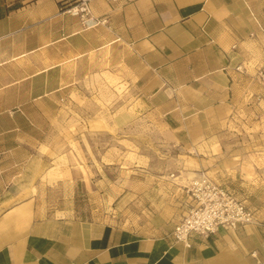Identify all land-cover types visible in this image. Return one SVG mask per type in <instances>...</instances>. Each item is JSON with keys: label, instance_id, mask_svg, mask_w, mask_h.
I'll list each match as a JSON object with an SVG mask.
<instances>
[{"label": "crops", "instance_id": "crops-1", "mask_svg": "<svg viewBox=\"0 0 264 264\" xmlns=\"http://www.w3.org/2000/svg\"><path fill=\"white\" fill-rule=\"evenodd\" d=\"M76 1L0 0V264H264L263 207L251 201L264 183H235L236 165L218 173L251 194L255 221L192 233L186 246L172 231L196 170L167 187L130 180L144 199L125 221L58 213L29 170L39 141L28 131L62 108L84 66L100 64L137 90L174 144L210 143L237 120L263 127L264 0H88L89 21L67 10Z\"/></svg>", "mask_w": 264, "mask_h": 264}, {"label": "rangeland", "instance_id": "rangeland-1", "mask_svg": "<svg viewBox=\"0 0 264 264\" xmlns=\"http://www.w3.org/2000/svg\"><path fill=\"white\" fill-rule=\"evenodd\" d=\"M100 65L84 66L62 108L45 117L40 114L34 129L28 130L39 141L29 170L42 174L36 179L39 195L55 207L52 210L128 220L140 212L144 199V195L132 192L130 180L144 174L163 180L160 183L167 187L173 178L178 180L173 174L207 169L216 182L225 187L228 184L226 188L242 201L249 200L246 197L251 194L245 187H237L239 174L249 186L264 183V126L237 120L233 128L213 135L210 143L174 144L160 119L143 112L137 90L101 71ZM260 69L264 64L256 75ZM219 164L227 170L238 167L237 185L221 181ZM257 195L260 200L251 201H258L264 213V192ZM251 205L247 206L251 209Z\"/></svg>", "mask_w": 264, "mask_h": 264}, {"label": "built area", "instance_id": "built-area-1", "mask_svg": "<svg viewBox=\"0 0 264 264\" xmlns=\"http://www.w3.org/2000/svg\"><path fill=\"white\" fill-rule=\"evenodd\" d=\"M67 10L84 18V21L90 20L88 0H77ZM250 36L254 37V32ZM261 37L264 42V28ZM242 67L239 64L236 69L241 71ZM257 75L264 80V69H260ZM183 192L185 208L172 233L175 240L186 246L192 233L207 235L219 229L234 230L239 224L255 221L253 211L232 191L216 182L205 169L196 170L183 186Z\"/></svg>", "mask_w": 264, "mask_h": 264}]
</instances>
